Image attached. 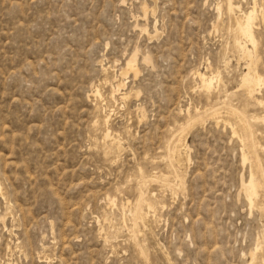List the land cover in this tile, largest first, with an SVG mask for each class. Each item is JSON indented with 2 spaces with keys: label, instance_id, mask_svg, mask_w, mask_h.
I'll list each match as a JSON object with an SVG mask.
<instances>
[{
  "label": "rangeland",
  "instance_id": "obj_1",
  "mask_svg": "<svg viewBox=\"0 0 264 264\" xmlns=\"http://www.w3.org/2000/svg\"><path fill=\"white\" fill-rule=\"evenodd\" d=\"M225 1L0 0V264L264 263V183L242 191L264 105L240 84L252 60L264 75V17L251 60Z\"/></svg>",
  "mask_w": 264,
  "mask_h": 264
},
{
  "label": "bare ground",
  "instance_id": "obj_2",
  "mask_svg": "<svg viewBox=\"0 0 264 264\" xmlns=\"http://www.w3.org/2000/svg\"><path fill=\"white\" fill-rule=\"evenodd\" d=\"M226 4L224 5L223 3L219 4L218 5V9L220 12H222L221 10L224 9V6H225V9H226V14L228 15L229 17V22H228V29L230 31V33L232 34L233 36V40H234V46L235 49L237 48H240L242 50L245 51L246 55L249 56L252 60L253 58V55L251 53V51L248 49L247 47V42H250L251 44H253V46L255 48H257L259 45V41H258V36L256 35V31H255V26L257 24V19L259 18L260 16V12L262 14V16L264 17V8L260 7L261 9H259L258 7V3H257V0H254V6L252 7V9L248 12H243L242 15H239V16H236V10H240L241 9V6L240 5H237L234 3L233 0H226L225 1ZM222 15V14H221ZM221 18V17H220ZM229 33V34H230ZM230 36V39L231 40V37ZM246 39V41L244 42L242 39ZM230 42V41H228ZM230 46V45H229ZM228 46V48H229ZM227 48V47H226ZM232 49V46L231 48ZM229 50V49H228ZM239 50V49H238ZM234 51V50H233ZM236 52V50H235ZM240 55V54H239ZM146 60H148V58H145ZM136 56H133L128 62H127V65L125 68H123L120 72V75L121 74H125V73H129L130 71H134L137 73L138 71V68L136 66ZM258 63V62H257ZM256 62H254V60H252L249 64H248V71L247 72H244L242 77H241V81H240V84H241V87L244 88L248 94V96L257 101L258 103H260L261 105L263 104L264 105V97H260L257 95V92L260 91L262 89V86H263V83H264V75L258 70V64ZM104 66V65H103ZM111 67V66H110ZM109 67V68H110ZM108 68V69H109ZM105 69V68H104ZM107 71V70H106ZM108 72V71H107ZM195 73L197 74L196 76H199L200 80H201V83H202V86L206 88L207 91H211V88L213 87L214 88V81L215 79L217 78L220 79V71H216V74L213 75H208L206 72H202L200 71L199 69H197L195 71ZM117 76V75H116ZM109 77V76H108ZM108 79V78H107ZM105 81H106V78H105ZM117 82V80H116ZM105 83V82H104ZM103 83V84H104ZM112 83V82H111ZM116 84V83H115ZM107 85V84H106ZM112 85V84H111ZM122 86H123V80H120L117 82V84L115 86H113V96L114 98H121V99H126V97L128 96V92H123V89H122ZM219 87V86H218ZM97 90V91H96ZM214 89H212L211 92H213ZM94 91V90H93ZM96 91V96H99L101 93L98 89H95ZM210 93V92H209ZM96 98V97H95ZM102 98V96H101ZM249 98V99H250ZM115 100V99H114ZM97 104V103H96ZM101 104V103H99ZM95 105V104H94ZM98 105V104H97ZM101 107V106H100ZM99 108V107H98ZM98 110V109H97ZM106 114V113H104ZM142 115H144L142 113ZM219 116V114H217ZM108 118L106 119V122H109L110 120V112L107 116ZM221 117V116H220ZM223 117V116H222ZM224 117H227L228 119V122L231 123L232 125V129L234 132H237L239 131L240 132V135H241V138L243 140L242 144H243V148H242V153H243V159L244 161L246 160H250V154L248 152V145H249V139H248V136H247V133L245 131H241L240 127L238 126L237 122L234 121V119L232 118V116L230 115H227V116H224ZM255 119H264V115H261V116H255ZM97 122V120H96ZM96 124V123H95ZM98 125V124H97ZM96 125V126H97ZM109 126H107L106 130H105V134H104V137L105 139H107V141L109 140L113 145L117 146L118 148H120L122 145V143H120L119 139H117L113 133H112V129L110 127V124H108ZM231 128V127H230ZM180 138V137H179ZM104 139V138H103ZM182 139V137L179 139V141ZM106 141V140H105ZM104 141V142H105ZM106 141V142H107ZM182 141V140H181ZM241 142V141H240ZM187 143V142H186ZM259 143V142H258ZM106 144V143H105ZM260 144V143H259ZM183 146V145H181ZM186 146V145H185ZM109 148V147H108ZM186 148V147H184ZM110 149V148H109ZM108 149V150H109ZM122 149V148H121ZM111 152H113V150L110 149ZM121 151V150H120ZM106 152V151H105ZM109 152V151H108ZM174 152V150H173ZM175 154V152H174ZM250 155V156H249ZM250 158V159H249ZM254 160V159H253ZM252 161V160H251ZM263 161V160H261ZM250 162V161H248ZM264 162V161H263ZM259 163H260V160H259ZM252 169H251V176L250 177V180L249 178L247 179L249 182L247 183H243L242 187L244 189H242V191L244 190L246 192V197L248 196L249 198V201H250V204L251 206H253L255 204V198L256 196L258 195L259 193V188H261V186L263 185L264 183V170L261 168V174L258 173L254 168H253V164L251 165ZM177 173V172H176ZM164 174V173H163ZM162 174V175H163ZM161 175V174H160ZM160 177V176H159ZM162 177V176H161ZM167 177V176H166ZM169 178V177H167ZM263 188V187H262ZM3 189H2V186L0 185V193H2ZM241 191V190H240ZM241 193V192H240ZM243 193V192H242ZM260 194V193H259ZM245 195V194H244ZM144 197V196H142ZM259 197V196H258ZM109 198V197H108ZM111 198V197H110ZM109 198V200H110ZM141 198V197H140ZM257 200V199H256ZM116 201V200H115ZM139 203V202H138ZM132 205V204H130ZM151 206V205H150ZM155 206V205H154ZM152 206V207H154ZM133 207V206H132ZM262 207V206H261ZM264 208V206H263ZM151 210V208H150ZM151 212V211H150ZM157 216V215H156ZM147 217V216H146ZM258 244V243H257ZM260 245H263L260 243ZM139 246V245H138ZM258 247L260 248V246L258 245L257 246V250H258ZM260 250V249H259ZM252 253V252H251ZM253 255L250 254V256H253V260L255 261V259L257 258L256 255H257V252L255 253H252ZM258 259V258H257ZM252 262V260H251ZM257 262V261H256ZM255 262V263H256ZM264 262V260H263ZM253 263V262H252ZM251 263V264H252ZM264 264V263H263Z\"/></svg>",
  "mask_w": 264,
  "mask_h": 264
}]
</instances>
